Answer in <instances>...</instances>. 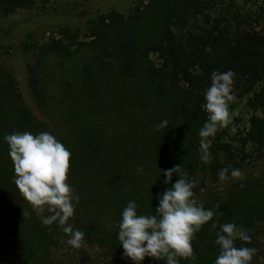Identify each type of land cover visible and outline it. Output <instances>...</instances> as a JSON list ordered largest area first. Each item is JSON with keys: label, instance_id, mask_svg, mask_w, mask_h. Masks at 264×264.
<instances>
[{"label": "trees", "instance_id": "obj_1", "mask_svg": "<svg viewBox=\"0 0 264 264\" xmlns=\"http://www.w3.org/2000/svg\"><path fill=\"white\" fill-rule=\"evenodd\" d=\"M37 2L45 0H0V20ZM134 3L125 13L96 8L83 26L60 27L59 37L43 45L21 43L28 90L44 120L26 106L17 79L0 63L7 71L0 74V264H76L57 257L68 235L56 223L44 226L17 189L5 135L49 132L70 151L67 183L79 201L69 223L85 233L84 245L113 258L123 255L117 239L123 209L134 200L138 214H155L157 197L171 187L163 170L181 165L191 182L199 173L219 182L221 169H244L245 157L217 133L210 138L212 159H200L204 91L214 71L235 73L232 94L246 97L252 111L241 146L264 158V3L254 11L241 0ZM164 120L168 126L157 130ZM177 179L174 174L172 183ZM216 186L200 201L193 189L197 204L217 215L195 234V258L180 264H214L217 219L248 230L251 243L235 246L255 248L253 264L264 237V177ZM143 264L166 261L146 257Z\"/></svg>", "mask_w": 264, "mask_h": 264}, {"label": "clouds", "instance_id": "obj_2", "mask_svg": "<svg viewBox=\"0 0 264 264\" xmlns=\"http://www.w3.org/2000/svg\"><path fill=\"white\" fill-rule=\"evenodd\" d=\"M234 77L232 70L214 71L211 84L204 91L205 103L202 107L208 117L199 131L202 162L207 163L212 159L210 138L219 128L227 127L231 122L229 102L234 99ZM167 126L168 121L164 120L156 125V129ZM231 131L235 132V128ZM4 141L8 145L14 183L19 192L37 212L44 226L56 223L68 235L67 244L80 248L85 233L74 229L69 223L74 216V201H79V196L74 195L73 188L67 183L70 151L49 132L36 135L27 131L14 132L5 135ZM136 172L141 175L143 169L137 166ZM162 174L163 183L171 187L157 197L155 214H138V205L132 200L123 209L118 222L117 239L123 249V257L133 264H143L146 257L156 261L165 260L166 264H180L181 259H194L192 241L195 234L217 215L214 210L197 204L193 198L194 184L183 173L181 165L163 170ZM174 174L179 179L172 183ZM218 178L221 182L230 178L242 180L244 174L239 169L224 168L218 172ZM211 227H219L214 241L219 255L214 264H251L257 250L235 246L237 240L251 243L248 230L234 223L219 224L218 219Z\"/></svg>", "mask_w": 264, "mask_h": 264}, {"label": "rangeland", "instance_id": "obj_3", "mask_svg": "<svg viewBox=\"0 0 264 264\" xmlns=\"http://www.w3.org/2000/svg\"><path fill=\"white\" fill-rule=\"evenodd\" d=\"M135 1L45 0V2H37L31 9H19L14 15L0 20V33L4 32L0 34V63L17 79L18 88L24 97V103L39 119L44 120L37 111L28 90L25 68L26 53L23 52L21 43L43 45L51 38L59 37L58 29L60 27L66 26L73 32L77 27L83 26L88 18L93 17V11L96 8H114L125 13L135 6ZM263 3L264 0H241V6L252 11ZM77 62L78 57H74L71 61L73 68L76 67ZM5 72H7L5 68L4 70L0 68V74ZM124 85L128 88V85ZM233 95L234 99L229 102L231 122L227 127L219 128L217 135L222 142L232 146L237 156L245 157V166L241 171L244 177H264V158L256 159L252 146H241V139L249 129L252 111L247 104L246 97L238 98L236 94L233 93ZM147 101H149V96ZM131 113H134L133 109H131ZM232 128H235V132L231 131ZM192 183L194 184L193 189L197 190L196 200L200 201L208 190L216 188V185L222 182L213 181L205 173H199L192 180ZM260 243L258 260L253 264H264V237ZM121 255L119 258H113L84 244L80 248H73L66 244L63 249L57 251L58 258H70L76 264H124L126 260L130 262V259H125Z\"/></svg>", "mask_w": 264, "mask_h": 264}]
</instances>
